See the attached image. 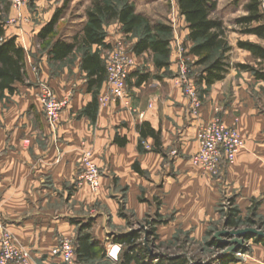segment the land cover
I'll use <instances>...</instances> for the list:
<instances>
[{"label":"crops","instance_id":"crops-1","mask_svg":"<svg viewBox=\"0 0 264 264\" xmlns=\"http://www.w3.org/2000/svg\"><path fill=\"white\" fill-rule=\"evenodd\" d=\"M38 7L37 17L44 19L37 24L23 20L29 19L24 9L21 17L11 9L5 28L6 38L14 37L25 52L26 79L23 84L14 85L13 94L5 92L0 98V237L3 229L8 231L15 243L29 252V264H63L60 258L52 256L51 250L62 238L75 241L79 227L89 223L90 227L84 231L104 246L106 257L87 264H116L124 246L113 243L112 236L128 230L124 229L125 220L118 216L120 195L124 196L125 209L136 219L144 216L155 193H164L163 201L174 204L179 200L165 195L175 183L171 171L180 173L184 193L191 194L193 198L189 199L193 203L211 206L212 199L224 191L239 208L247 209L254 202L264 219L263 81H256L250 72L231 67L221 81L208 88L200 86L205 92L201 93L199 113L194 116L178 79L184 37L190 43L184 18L181 16L179 20L180 25L185 23L184 32L179 36L174 33L168 66L162 69H156L152 62L144 64L146 57L152 58L149 53L140 56L131 53L135 41L126 46L124 40L128 36L118 23H113L104 27V43L109 48L92 46L90 53L96 52L104 63L107 50L119 46L134 57L127 82L128 97L104 106L97 104L92 120L83 114L93 94L88 92L86 73L81 70L82 50L75 49L61 61L54 60L49 53L55 41L71 43L75 36H80L86 12L64 33L57 34L58 20L53 39L41 42L38 34L56 11L52 7L41 13L44 7ZM230 46L228 61L234 49ZM243 52L249 56H243L245 59L237 64L255 62L256 67L250 53ZM192 57L196 59L190 54L186 58ZM143 75L148 78L137 85ZM43 85L50 87L59 99L70 96L55 131L44 118ZM106 90L104 82L97 97ZM215 121L237 129L243 147L232 163L221 167L218 176H210L193 166L190 159L198 150V130ZM144 123L160 133L163 155L152 151L154 140L150 137L143 141L149 150L138 151V127ZM116 139H125L126 144L121 146ZM86 150L92 152L102 173L96 192L78 182ZM173 151L176 155H171ZM135 164L144 175L134 171ZM142 191L147 192L145 202L139 199ZM205 194L207 198H202ZM187 200L184 197V203ZM117 229L125 232L118 233ZM255 247L264 252L261 244ZM263 252L255 259L260 260Z\"/></svg>","mask_w":264,"mask_h":264},{"label":"trees","instance_id":"trees-1","mask_svg":"<svg viewBox=\"0 0 264 264\" xmlns=\"http://www.w3.org/2000/svg\"><path fill=\"white\" fill-rule=\"evenodd\" d=\"M259 5L260 0H245L243 6L245 14L237 18L234 25L238 27L240 35L254 36L264 42V14L260 11ZM177 8L180 16L184 18L187 24L188 35L186 39L191 43L189 54L196 58L195 66L201 67L196 77H192L200 92V97L201 93L205 92L200 89V86L205 85L208 88L215 82L221 81L231 67L239 71L250 72L256 81L264 82V46L238 41V49L250 53L256 61V67L249 64L230 66L228 63L227 54L231 50L227 40L228 30L221 19L212 18L217 9V0H177ZM10 10L9 0H0V98L5 92L13 94L15 92L14 85L16 83L23 84L26 79L25 52L22 47L16 44L14 37L6 38L5 36ZM59 13V10L56 11L49 23L38 34V39L41 42H49L53 39ZM113 23H118L126 36H131L141 28V35L132 44L130 51L135 56L149 53L156 69L167 67L170 57V43L173 39L171 26L162 23H150L146 17L137 14L134 6L130 4L124 3L117 6L105 0H93L91 7L86 10V23L80 36H75L71 43L57 40L51 45L49 51L54 60L61 61L71 55L75 49L82 50L81 70L86 73L87 90L93 94V100L84 109L83 114L92 120L95 119L98 91L106 81V71L99 55L96 52L90 53V48L92 46L109 48L104 43L106 37L104 27ZM147 78V75L139 77L137 85ZM138 133L140 140L137 149L140 153L147 152L143 147V141L150 137L154 140L152 151L163 155L158 131L144 123L138 127ZM116 142L121 146L126 144L125 139L121 141L116 139ZM133 167L138 174L144 175L137 164ZM120 215L123 216L122 213ZM225 218V226L230 229H237L242 223L239 212L234 208L230 209ZM245 223L252 226L256 225L251 219H247ZM89 227V223L81 225L77 231L75 239L77 264H87L93 260L106 257L104 246L84 231ZM246 238L250 240L254 237L247 235ZM138 240L137 232L112 236L111 241L113 243L124 246L117 264H185L184 259L180 258L161 259V261L157 260L156 262L149 260L147 247L138 243ZM254 243L264 246V238L257 237L254 239ZM210 245L217 247L218 243L213 241ZM221 264H236L235 254L223 256Z\"/></svg>","mask_w":264,"mask_h":264},{"label":"rangeland","instance_id":"rangeland-1","mask_svg":"<svg viewBox=\"0 0 264 264\" xmlns=\"http://www.w3.org/2000/svg\"><path fill=\"white\" fill-rule=\"evenodd\" d=\"M92 1L93 0H23L22 6L24 11L28 14L29 21L31 20L36 24L44 19L42 16L37 17L38 6L44 7L41 13H47L52 7H54L55 11L59 10L58 34L64 33L66 28L71 26V24H77L80 18L84 16L86 10L91 7ZM105 1L117 6H121L124 3L134 6L136 13H141L150 23H162L171 26L173 30L172 36H174V33H177L179 36L184 32L185 23L181 25L179 23L181 16L178 12L177 0ZM244 4L245 0H217V9L212 15V18L221 19L224 22L228 30V45L234 46V49H232L229 54L231 60H227L230 66L237 64L238 60L245 59L243 56H249L246 55L245 52L239 51L237 47L238 41L259 43L253 36L240 35L238 27L234 25V21L245 14L243 10ZM64 17L65 19L61 21L60 18ZM140 35L141 28L135 31L131 36L126 37L124 44L129 47ZM182 46L180 52L189 70V77L195 78L197 73L201 70V67L195 66L196 59L193 57L191 59L186 58L189 55L191 43L187 44L185 42V37ZM150 62L153 63V58L150 56L144 59L145 65ZM250 65L254 66L255 62L250 63ZM170 175L175 183H173V189H171V191L168 190L165 195L179 200L174 204H167L163 201L164 193H155L153 194L152 203L148 204V209L144 216L141 219H136L131 211L125 209L124 196L120 195L118 200V216L125 220L124 229H128L126 232H137L139 235L138 243L144 244V246L147 247L149 260H154V262H156L157 260L161 261V259L180 258L184 259L185 264H221V258L223 256L235 254L236 264H264V252L261 249H257L255 247L256 243H254V239L258 236L250 235L254 238L249 240L246 238L249 234L239 237L230 236L228 234L232 231L245 229H255L264 232V219L258 213L254 202L247 209H244V207L239 208L238 205L234 203V199L222 191L217 198L214 197L212 199L210 202L211 206L208 204H200L199 202L198 204L196 202L193 203V201L189 199L193 198L191 194L184 193V180L180 178V173L171 171ZM145 177L148 178V175L145 174ZM146 194V191L141 192L139 199L142 200V202L146 201L144 197ZM194 195V197H196V194ZM184 197L186 199L188 198L185 203ZM202 198H207V195L205 194ZM232 208L239 212V218L242 221L237 229H230L225 226V217ZM120 213H122L123 216L120 215ZM247 219L253 220L256 225H247L245 223ZM187 221L190 224L189 226L187 225ZM117 231L118 233L125 232L123 229H117ZM219 232H226V234L215 237ZM114 234L113 232L112 235ZM108 235H111V232ZM235 239L241 240L242 243L237 246L232 243ZM213 241L218 243L217 247L210 245ZM236 246L238 249H233L231 252L228 251L230 248H235ZM261 246L264 247L262 244ZM122 252L118 254V263ZM262 252L263 256L261 255V259L256 260L257 254H262Z\"/></svg>","mask_w":264,"mask_h":264},{"label":"built area","instance_id":"built-area-1","mask_svg":"<svg viewBox=\"0 0 264 264\" xmlns=\"http://www.w3.org/2000/svg\"><path fill=\"white\" fill-rule=\"evenodd\" d=\"M11 9L19 17L23 9V0H9ZM260 11L264 13V0H260ZM28 22V18H23ZM178 79L184 96L188 99L191 114L196 116L201 108L200 92L193 78L189 77L184 58H179ZM106 71V93L97 97L98 106H104L110 102H120L128 97V77L134 66V57L123 48L117 46L107 50L104 58ZM41 101L44 110V118L47 126L55 131L61 112L67 107L69 97L57 98L51 88L43 85ZM197 152L191 157L193 166L210 176H218L221 167L232 163L243 147V141L235 128L224 126L215 121L203 125L197 132ZM145 150L149 147L143 143ZM176 155V152H171ZM102 174L93 160V154L86 150L82 154L78 182L86 184L92 191L100 189ZM54 257L60 258L63 264H77L75 254V241L73 238H62L57 246L51 250ZM29 252L19 247L13 236L6 230H2L0 237V264H29Z\"/></svg>","mask_w":264,"mask_h":264},{"label":"water","instance_id":"water-1","mask_svg":"<svg viewBox=\"0 0 264 264\" xmlns=\"http://www.w3.org/2000/svg\"><path fill=\"white\" fill-rule=\"evenodd\" d=\"M225 234H226V232H219L215 235V237H218L219 235H225ZM228 234L230 236H237V237L249 234V235L264 238V232L257 231L255 229H245V230L232 231V232H229ZM232 243H234L238 246L242 243V241L235 239ZM237 246L235 248L234 247L230 248L228 251L231 252L233 249H238Z\"/></svg>","mask_w":264,"mask_h":264}]
</instances>
